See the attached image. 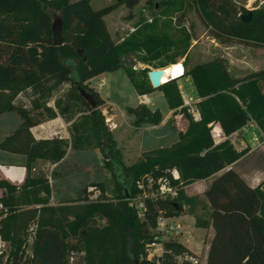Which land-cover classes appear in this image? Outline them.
<instances>
[{
  "label": "trees",
  "instance_id": "1",
  "mask_svg": "<svg viewBox=\"0 0 264 264\" xmlns=\"http://www.w3.org/2000/svg\"><path fill=\"white\" fill-rule=\"evenodd\" d=\"M138 2L122 1L127 7ZM57 3L58 11L46 0H0V114L12 111L20 118L16 128L1 138L0 150L26 157L21 184L0 180V203L11 207L2 221L12 246L8 264H149L144 245L152 239L157 217L194 214L197 209L201 214L195 215L194 225L211 226L213 230L205 264H264V187L249 186L238 172L228 168L246 149L236 150L228 138L215 143L211 134L220 132L227 137L253 120L264 135V69L235 77L221 57L185 71L183 68L182 76L190 78L200 98L196 104L200 120L194 121L181 106L176 78L167 80L156 89L162 91L169 109L181 106L188 130L171 145L145 151L127 166L111 134L110 106L86 82L102 72L122 69L138 96L149 94L156 89L145 84L142 73L128 67L121 57L139 49L153 52L165 47L167 41L164 37L131 36L115 43L103 19L113 5L93 9L89 0ZM181 3L192 7L208 34L219 43L264 47V8L248 10L242 5L237 7L234 0ZM248 11L250 20L242 22L239 14ZM53 14L62 18L59 46H54L51 38ZM190 39L184 37L173 43L177 56H185ZM158 67L163 65L154 66ZM64 82L70 86L63 99L79 103L87 112L83 122L92 126L94 147L99 149L116 184L115 197L104 194L102 183H93L98 191L93 199L88 196L94 191L84 187L75 199L50 204L47 177L41 173L30 175L37 160L57 162L68 146L75 150L93 148L91 138L82 134L75 123L71 125L70 145L64 137L36 139L31 131L42 120L35 111L44 108L45 100ZM78 88L91 94L96 109L80 97ZM26 89L36 95L29 108L15 102ZM55 107L60 114L69 110L68 105L60 107L57 100ZM125 111L133 116L134 130L161 120L160 112L150 110L144 102L126 106ZM172 170L177 172V179H173ZM213 175L203 198L185 194V186ZM148 176L166 181L174 195L144 198L143 217L139 218L128 200L141 191L135 181H145ZM156 187L154 183L148 191ZM2 237L6 238L4 233ZM163 247L164 264H187L177 262L175 257L181 253L194 255L175 239L164 241Z\"/></svg>",
  "mask_w": 264,
  "mask_h": 264
},
{
  "label": "rangeland",
  "instance_id": "2",
  "mask_svg": "<svg viewBox=\"0 0 264 264\" xmlns=\"http://www.w3.org/2000/svg\"><path fill=\"white\" fill-rule=\"evenodd\" d=\"M46 1L58 11L56 5L59 0ZM149 1L139 0L133 7H127L124 3L116 2L115 0H89L93 9L113 5V9L107 13L103 19L107 31L115 43H119L131 36H136L138 38L154 36L164 37L166 39L167 43L163 48H157L153 52H146L144 49H139L122 55L121 57L122 61L128 67H131L136 72L142 73L145 84L148 85L149 83L146 72L150 69H156L154 66L158 64H162L163 67L158 68L163 69L171 64V62L180 61L185 71L197 63L208 62L213 58L221 57L227 61L228 68H230L232 72H235L233 69H239L240 66L249 69L251 67H256V64L264 65V47L247 46L237 42L219 43L208 34L206 27L192 7H188L185 3L182 5L181 1L183 0ZM234 1L237 7L242 5L248 10L253 7L264 8V0H252V2L251 0ZM152 3H155V7H151ZM158 3L161 4V8L159 9L156 8ZM166 3H169V5H163ZM184 37H191L186 47L185 56H177V51L173 43ZM241 74L243 75L245 73ZM100 81L102 82L101 93L107 98V105L110 106L111 113L109 117L111 119V134L119 149L124 165L128 166L133 164L144 151L168 146L176 140L177 134L167 130L151 128L153 124H144L143 129L134 130L133 116L128 114L125 108L126 106L133 107L137 104V94L122 69L105 72L102 77L97 78L94 76L91 79V82L95 86H97ZM175 81L182 101L181 106L189 113V109L194 107L195 103H193V101L197 97L191 80L188 76L181 75L176 78ZM86 84L89 86L88 82H86ZM69 86L68 82L62 83L52 93L51 97L45 100L44 108L37 109L35 113L41 114L43 121H48L50 125L49 130L56 131L57 134L53 137H64L68 140L70 145L69 136L73 131L71 125L75 123L82 134L91 138V145L94 147L96 138L92 126L90 124L86 125L83 122L82 116L87 113L84 107L77 102H69L63 99V94ZM261 91L264 92V82L261 83ZM149 94H151L149 96L152 97L154 103L151 102L152 104H150L149 101H147V107L149 108L150 105V110L158 108L161 115L166 114L168 106L164 98H153V96L163 94L162 91L156 89ZM35 96L36 95H34L30 89H26L16 96L15 102L29 108V104ZM56 100L60 104V107L68 105L69 110L60 114L55 107ZM180 107L177 110V117L169 120L166 125L170 128L172 127L174 129V127H176L178 129L179 125L183 124V129L188 130V119L186 120L183 118L181 114L183 110H180ZM48 111H52L53 114H49ZM11 115L17 117L15 112ZM68 122H70V124L66 126L65 130L62 125ZM14 128L16 127H12L10 130L12 131ZM68 148L71 147L68 146ZM97 150L99 158L95 159L93 157L94 154L91 156L93 165L91 172L92 177L95 175V178H97V182L95 183H102L106 196L115 197L117 194L116 184L106 168L105 162L101 160L98 148ZM47 162L49 161H41L42 164H46ZM249 164L250 160H246L245 162H241L238 167H245L248 169ZM48 170L49 166L42 168L38 164L37 168L30 172V175L38 173L45 175L48 173ZM2 179L6 180L5 178H0V180ZM2 192L3 189L0 188V196ZM78 194H81V191ZM97 194L98 192H95V194L89 195L88 198L93 199ZM0 204L3 207L0 209V264H8L12 246L8 239L7 227H5L2 221L10 213L11 207L2 203ZM101 222L103 223V221ZM190 224L191 217H188L187 224L184 226L181 225L180 239L193 250H198L203 239V231ZM3 233L6 236L5 239L2 237ZM26 252L29 253V247H27ZM130 254L133 255L132 249L130 250ZM197 257L201 263L204 262L202 254H199Z\"/></svg>",
  "mask_w": 264,
  "mask_h": 264
},
{
  "label": "crops",
  "instance_id": "3",
  "mask_svg": "<svg viewBox=\"0 0 264 264\" xmlns=\"http://www.w3.org/2000/svg\"><path fill=\"white\" fill-rule=\"evenodd\" d=\"M261 69H264V65L256 64V67H251L249 69L240 66L239 69H233L235 72H232L230 68H228V70L235 77H241L248 72L257 71ZM103 73L105 72L98 74L96 77L97 78L102 77ZM241 73H245V74L242 75ZM91 79L92 78H90L87 81L89 86L94 90H96L100 95V97L106 102V104H108L107 98L103 96L101 93L102 82L100 81L98 85L95 86L91 82ZM149 95L151 94H145L142 96L137 95V103L144 102L145 104H147V101H149L150 104L154 103L152 97ZM154 97H163V94H160L159 96H153V98ZM199 101L200 98L198 97H196L193 101V103H195L193 108L196 110L197 114L196 115L190 114V115L194 121H199L201 118L198 109L196 107L197 106L196 104ZM150 107L151 106L149 105V108ZM154 109L158 110V108H154ZM177 110L178 108L175 109L167 108L166 114L161 115L160 122L156 125H153V127H151L157 130H167L169 132H174L175 134H177L176 140L174 142L178 140L179 135L181 133H185L187 131L186 129H183L182 126L183 124H180L178 129L176 127H174L173 129L172 127L170 128L166 125L169 120L173 119L174 117H177ZM12 113L13 112L10 111L0 114V140L4 135L11 132L10 129H12V127H16L20 123L19 116L16 114L17 117H14V115H11ZM70 122L64 123L62 127L65 129L66 126L70 124ZM208 125L209 126L214 125L215 128H218L217 124L209 123ZM49 126L50 125L48 121L41 120L37 126L31 128V131L36 139L53 137L57 133L56 131L49 130L50 129ZM143 126L139 129H143L144 128ZM211 134L215 143H218L224 138H228L236 150L240 151L246 149L245 153L238 160H236L231 165H229L228 168H232L236 172H238V174L245 180V182L249 186L255 187L257 185H260L261 187H264V135H262L256 123L253 120H249L240 129H238L236 132H233L227 137L221 134L220 132L218 133L212 131ZM158 148H162V147H158ZM92 154H94L93 157L95 159L99 158L98 150L97 148L94 147L80 149V150L68 148L66 150L64 157L57 162L54 163L47 162L46 164H42L41 163L42 160H37L33 164V168H32L33 171L37 168L38 164L42 168H44L45 166L46 167L49 166L48 173L45 174V176L48 179V183L50 187V199H49L50 204L57 203L58 201L61 200H73L77 197L78 193L84 187H86L88 190L93 187L92 184L97 182V178H95V175H93L92 177L91 174L92 166H93L91 161ZM246 160H250L249 168L248 169L245 167L239 168L238 167L239 164L241 162H245ZM25 161H26V157L23 154H15L0 150V178H5L6 180L10 181L13 184H21L26 174V169L24 167ZM214 176L215 175L188 184L184 188L185 194L188 196L198 195L199 197L203 198V192L207 188V186L209 185L210 181ZM95 192L93 193L95 194ZM199 214H201V211L197 209L194 214L185 213L177 216L176 220H178L181 223V225L184 226L185 224H187L188 217H191L190 225L195 226L194 225L195 215H199ZM196 228L202 229L203 231V239L201 241V245L199 246L198 250H193L191 247L184 244L181 241L180 236L177 238V240L180 243H182L185 247H187L194 255L198 256L199 254H202L203 259L205 260L208 243L212 237L213 230L211 226L204 228L202 227H196ZM203 263L205 264V262Z\"/></svg>",
  "mask_w": 264,
  "mask_h": 264
},
{
  "label": "built area",
  "instance_id": "4",
  "mask_svg": "<svg viewBox=\"0 0 264 264\" xmlns=\"http://www.w3.org/2000/svg\"><path fill=\"white\" fill-rule=\"evenodd\" d=\"M189 113L192 115H196V110L192 107L189 109ZM173 179L178 178V174L175 170L171 171ZM156 183L157 187L152 190L153 184ZM135 186L140 189V193L137 197H134L130 200V204H132L136 211L137 216L142 218L143 213V199L156 196H166V195H174V192L170 187H168L166 181L162 179L154 180L152 177H146V180L138 179L135 181ZM89 190H93L94 192H98L94 187ZM3 208L0 204V209ZM32 233V229H30ZM152 239L145 244L144 248V257L149 261V264H164V247L163 242L170 239H175L181 235V223L176 220V217H165L163 215H159L156 219L155 226L152 228ZM176 261L179 263L186 262L187 264H204L201 263L199 258L196 255L181 253L175 257Z\"/></svg>",
  "mask_w": 264,
  "mask_h": 264
},
{
  "label": "water",
  "instance_id": "5",
  "mask_svg": "<svg viewBox=\"0 0 264 264\" xmlns=\"http://www.w3.org/2000/svg\"><path fill=\"white\" fill-rule=\"evenodd\" d=\"M116 2H122L124 0H115ZM239 19L242 22H248L250 20V12L240 13ZM51 32H52V43L54 46H59L62 44V18L59 15L53 14L51 20ZM164 70L162 68L150 69L146 72V77L150 86L154 89L158 88L164 82H162V77ZM78 94L80 97L92 108L96 109L97 105L95 100L92 98L91 94L85 89L78 88Z\"/></svg>",
  "mask_w": 264,
  "mask_h": 264
},
{
  "label": "bare ground",
  "instance_id": "6",
  "mask_svg": "<svg viewBox=\"0 0 264 264\" xmlns=\"http://www.w3.org/2000/svg\"><path fill=\"white\" fill-rule=\"evenodd\" d=\"M163 70H164V74L161 81L166 82L169 79H175L181 76L183 73V66L180 61H177L175 63L169 64L168 66L164 67Z\"/></svg>",
  "mask_w": 264,
  "mask_h": 264
}]
</instances>
